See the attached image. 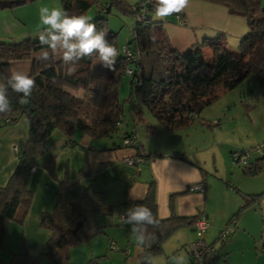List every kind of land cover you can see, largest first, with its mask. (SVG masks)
<instances>
[{
	"label": "trees",
	"instance_id": "1",
	"mask_svg": "<svg viewBox=\"0 0 264 264\" xmlns=\"http://www.w3.org/2000/svg\"><path fill=\"white\" fill-rule=\"evenodd\" d=\"M32 1L0 0V10H11L18 4ZM206 1L223 6L230 15L245 18L247 31L240 38L235 51L227 43L226 35L219 33L181 52L172 43L163 26L164 21L172 18L176 20V14L167 17V20H152L149 12L153 10V5L147 3V0H139L135 5L128 0H60L61 8L70 15L87 16L88 10L95 8L97 14L89 19L90 22L95 23L98 30L105 29L106 39L118 50L111 69L101 66L95 57H85L77 63L76 71L67 75V66L60 57L49 62L35 58L41 48L46 46H41L34 35L0 40V79L10 74L14 62L25 59L30 62L27 74L34 77L36 82L28 105L21 106L18 94L9 89L13 111L0 116L2 125L14 123L22 116L28 120L27 139L16 167L5 184L0 185V251L4 249L7 224L15 221L21 225L30 207L32 190L28 188L27 182L32 166L42 160L41 166L52 179L58 181L55 206L43 212L39 220L40 228L50 233L44 249L32 253L24 239H21L20 248L11 254L7 264H40V258L44 256L52 264H97L94 258L87 262H71L68 250L70 246L85 242L101 232L103 227L99 224L94 229L90 228L89 218H96L99 214L111 215L112 206L106 202L105 193L94 189L92 185L80 188L76 181L68 180L66 175L58 180L55 172L56 157L48 152L46 141L54 130H58L72 147L87 149L74 138L76 130L95 138L111 136L117 132L123 113L118 86L121 75L126 74V67L132 68L127 99L132 115L140 113L133 111L134 105L146 106L169 133L186 128L221 91L234 89L246 77L253 75L264 85V6L261 0ZM139 4L142 9H139ZM141 10L148 11L144 20H138ZM113 12L132 14L135 17L132 35L122 46L117 41V32L108 26L107 14ZM204 47L211 50L210 61L204 55ZM126 51L134 57H128ZM130 134L135 133L125 130L120 137L122 139ZM119 144L115 143L116 146ZM259 144L250 149L231 151L232 160L245 175H255L264 169V147L258 152ZM134 148L136 154L149 156L139 142ZM236 153L239 157L246 156L244 164L239 158L234 159ZM253 154L260 156L252 159ZM174 156L183 155L175 153ZM80 175H87L85 167ZM73 189L76 190L74 193ZM262 194L264 190L244 196L245 203L257 200ZM174 195L169 197L171 213L165 218L157 214L154 180L149 182L143 199L120 203L124 210L136 204L146 205L159 220L158 227H149V231L154 233V241L150 247L140 248L139 264H144L143 258L148 254L152 258L157 254H165L164 241L178 229L192 227L198 217L177 215L173 210ZM84 200L90 206L89 212L80 203ZM237 212L230 217L228 224L235 220ZM214 253L215 249L212 256Z\"/></svg>",
	"mask_w": 264,
	"mask_h": 264
},
{
	"label": "crops",
	"instance_id": "2",
	"mask_svg": "<svg viewBox=\"0 0 264 264\" xmlns=\"http://www.w3.org/2000/svg\"><path fill=\"white\" fill-rule=\"evenodd\" d=\"M200 10L202 11V9ZM216 12L217 9L215 8L210 11L211 15ZM181 14L185 18V23L182 25L188 23L197 25L186 10ZM0 16L5 19V24H2L4 30H7L9 26L13 31L15 20L21 23L12 14V10L1 9ZM176 21L172 18L163 22L166 33L178 49L183 45L189 47L193 39L186 38L181 41L166 27L168 23ZM198 22L200 21L198 20ZM203 29L204 36L226 33L224 26L217 23L211 26L205 25ZM243 33L232 39V43L233 41L238 43L237 40L243 36ZM5 37H10L7 32L0 33V39ZM196 39H198L197 36ZM21 118L7 125H2L0 122V185L5 184L16 167L27 139L28 121ZM261 131L257 141L264 138V128ZM135 134L138 137L139 133L135 132ZM74 138L87 149L72 147L58 130H55L46 141L48 152L56 157L55 172L58 180H62L66 175L68 180L76 181L80 188L92 185L94 189L104 192L106 202L108 200L112 206V213L116 209L120 219V214L125 211L120 203L143 199L149 182L154 180L157 214L160 218L170 215L169 197L171 194H175L172 202L173 210L177 215H198V217L206 218L208 227L205 229L206 231L204 230L203 235L207 230L215 233L224 223L233 227L224 243H221L222 250L220 251H217L215 241H207L204 238L215 249L214 255L208 257L207 264H217L218 254H220L219 258L222 264H264V253L258 252L259 246L264 247V235H253L250 224H247L249 223L248 219L255 223L258 219L262 223L261 227H264V194L247 204L244 198L246 195H253L264 190V169L255 175H245L241 169L230 167V163L227 164L228 167L225 164L220 165L215 157V152L212 153L213 161L210 163L205 160L203 154L198 150L199 148H193L190 144L186 150L185 147L176 143L178 139L172 140L170 148L155 150L154 153L150 154V152H146L149 148L145 149L138 138L139 144L149 156L139 165H131L126 163L125 157L135 155L136 149L122 147L119 144L121 137H119L118 142L111 143L112 139H108V136L95 138L86 133L75 132ZM115 143H118L119 146H116ZM174 146L176 147L173 148ZM175 153H181L183 156H174ZM41 162L42 160H39L37 164L33 165L34 169L30 170L27 186L32 190V201L23 223L20 225L15 221H10L6 226L3 256H0V264L9 262L11 254L20 248L21 239H24L30 252L37 253L44 249L50 235L48 231L40 228L39 220L43 212L50 211L55 206L58 181L50 177L41 166ZM84 167L87 175H80V171ZM196 183H201L203 190H187V187ZM75 191L72 190L73 193ZM84 208L89 212L88 202ZM235 212H237L235 220L228 224L230 217ZM244 216H247L248 219L246 217V220H242L245 218ZM221 222L223 223L221 224ZM105 224L110 226L113 222L107 220ZM186 228L193 231L190 233L189 239H194L193 227ZM109 230V235H119L120 232L118 231H121L119 228L118 231L112 228ZM182 230L178 229L175 232L179 231L178 234L181 235V232H184ZM167 240L163 244H166Z\"/></svg>",
	"mask_w": 264,
	"mask_h": 264
},
{
	"label": "rangeland",
	"instance_id": "3",
	"mask_svg": "<svg viewBox=\"0 0 264 264\" xmlns=\"http://www.w3.org/2000/svg\"><path fill=\"white\" fill-rule=\"evenodd\" d=\"M128 1L130 4L135 5L139 0ZM261 4L264 5V0H261ZM41 6H48L50 8L61 7V3L60 0H34L29 3L26 2L14 6L11 9L12 14L20 20L21 23L15 20L13 31L9 26L7 30H4L2 24H5V19L0 16V33L7 32L8 36H10L1 38L0 40L21 39L26 36L34 35L39 25L38 10ZM214 8L217 9V12L211 15L210 11ZM200 9H202V11ZM185 10L197 25H190L189 23L182 25L176 21L168 23L166 27H168L169 32H172L173 35L181 41H184L186 38L190 40L193 39V42L190 43L189 46L201 43L205 38L213 37L211 35L204 36L202 33V30H204L203 26H211L217 23L224 26L226 31L224 35H226L227 43L230 45L231 50L235 51L240 39L237 40L238 43L234 41L232 43L231 40L239 36L240 33L242 34L245 32V30L247 31L246 20L243 16L230 15L225 8L219 4L208 3L206 0H189V5ZM145 12L148 13L146 10ZM149 13L152 20H164L167 18H155L153 10H150ZM96 14L95 8L93 7L87 12L89 19L93 18ZM141 14L143 13H138V18L141 17ZM179 14L183 16L181 13ZM107 15L108 26L111 30L117 32V41L119 46H122L132 35L131 30L134 29L135 17L132 14H120L116 12ZM198 20L200 22H198ZM196 36L198 39L195 40ZM186 46L183 45V47H180L181 52H186L187 49L190 48ZM204 55L208 61L211 60L212 54L208 47H204ZM11 70L28 73L30 70V62L25 59L17 60L12 64ZM129 80L130 77L128 74H122L120 77L118 97L121 104H123V113L117 132L108 136V139H112L111 143L118 142L119 137L123 135L125 130H133L134 133H139L138 138L145 149L149 148L146 152L152 154L155 150L170 148L172 146V140L178 139L176 143L185 147L186 150L190 144L193 148H199L198 150L203 154L205 160L210 163L213 161L212 153L215 152V157L220 165L225 164L228 167L230 163V167L232 166L240 169V166L232 160L231 151L250 149L264 141V138L257 141L258 134H261V129L264 128V85H261L253 75L246 77L234 89L221 91L217 98L203 108L201 113L191 124L175 133L167 132L146 106L134 105L133 111H140V113H135L134 116L132 115L131 105L127 100L130 93ZM21 119L27 120V117L22 116ZM75 132L79 131L76 130ZM258 156L253 154L252 159ZM146 159L147 157H145V160ZM32 167L33 168L30 170L34 169V166ZM80 203L82 206L86 205L85 200L80 201ZM107 203H109L108 200ZM244 217L245 218L242 220H246L247 216ZM107 220H112L113 224L106 226L105 221ZM248 221L249 223L247 224H250L252 229L251 233L253 235H264V233H262L264 232V227H261V221L258 219L256 223L251 222L250 219H248ZM121 222L119 215L116 213V209L108 216L102 214L97 215L96 218L91 216L88 221L90 228L94 229L99 224L103 227V230L85 242L70 246L68 250L70 261H75L74 263L87 262L89 259L94 258L97 264H139L138 254L140 248L136 246L135 241L130 236L131 226L124 223L121 224ZM222 223L223 222H221V224ZM226 224H222L220 229L222 230L230 226ZM111 228L115 229V231H118V228L121 229V231H118L120 234L109 235V229ZM182 229L184 232H181V235L178 234L180 233L178 231L168 238L169 240L166 239L167 242L163 244V248L168 256L163 253L155 255L153 258L154 264H175L174 257H183V264L186 263L188 253L185 249V244L191 241L189 235L193 231L188 228ZM220 229L215 233L207 230L203 235L207 241H215L214 244L217 251L222 250L221 243H224L217 236ZM2 251L3 249L0 251L1 257L3 256ZM173 251L175 252L174 254L172 253ZM258 252L264 253V247L259 246ZM219 256L220 254L217 255V264H222ZM40 259V264H52L45 256Z\"/></svg>",
	"mask_w": 264,
	"mask_h": 264
},
{
	"label": "clouds",
	"instance_id": "4",
	"mask_svg": "<svg viewBox=\"0 0 264 264\" xmlns=\"http://www.w3.org/2000/svg\"><path fill=\"white\" fill-rule=\"evenodd\" d=\"M153 5L155 18L163 19L173 14L183 12L189 5V0H147ZM39 25L34 33L42 47L36 54V59L49 62L60 57L67 66L66 74L76 71L77 63L85 57H95L98 63L111 69L118 56L117 48L107 39V31L97 29L95 23L83 14L70 15L61 7L41 6L38 10ZM36 87L34 77L17 70L0 79V116H6L13 111L8 90L18 94V103L28 105ZM121 215L122 223L130 225V236L138 248L150 247L154 241V233L149 227L159 226V220L152 210L143 204L127 208ZM144 264H154L150 254L144 256ZM175 264H183V257H174Z\"/></svg>",
	"mask_w": 264,
	"mask_h": 264
},
{
	"label": "built area",
	"instance_id": "5",
	"mask_svg": "<svg viewBox=\"0 0 264 264\" xmlns=\"http://www.w3.org/2000/svg\"><path fill=\"white\" fill-rule=\"evenodd\" d=\"M139 9H142L141 4H139ZM140 12L143 13L144 15L146 13L145 10H141ZM143 14H141V17L138 18V20L145 19ZM175 18L178 23L180 24L184 23V18L180 14H176ZM126 55L128 57H134V55L131 54L129 51H126ZM125 73L131 76L132 68L130 66L126 67ZM137 143H138V138L135 134L127 135L121 139L122 147H133L134 148ZM262 147H264V141H262L257 146V151L261 152ZM237 158H239V161L242 164L246 162V156L239 157L238 154L236 153L234 154V159L236 160ZM144 160H145V157L141 154H135L130 157H125L126 163L131 164V165H139L140 163L144 162ZM188 189L191 191H197V190L201 191L203 190V185L201 183H196V184L190 185ZM192 227L195 232V238L186 244L189 259L187 263L185 264H207L208 257L212 256V253L214 252V247L210 243H207L203 237V232L208 227L206 218L203 216L196 218ZM232 230H233V227L231 226H227L223 228L219 233L220 239L225 240L227 236L232 232Z\"/></svg>",
	"mask_w": 264,
	"mask_h": 264
}]
</instances>
